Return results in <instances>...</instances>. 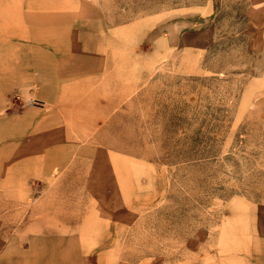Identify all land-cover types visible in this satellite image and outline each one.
<instances>
[{
  "label": "rangeland",
  "instance_id": "1",
  "mask_svg": "<svg viewBox=\"0 0 264 264\" xmlns=\"http://www.w3.org/2000/svg\"><path fill=\"white\" fill-rule=\"evenodd\" d=\"M0 264H264V0H0Z\"/></svg>",
  "mask_w": 264,
  "mask_h": 264
},
{
  "label": "crops",
  "instance_id": "2",
  "mask_svg": "<svg viewBox=\"0 0 264 264\" xmlns=\"http://www.w3.org/2000/svg\"><path fill=\"white\" fill-rule=\"evenodd\" d=\"M57 49H59V46H58ZM60 49H61V48H60ZM63 50H64V49H63ZM66 55H67V54H66ZM67 56H68V55H67ZM54 62H55V60H54ZM56 62H57V63H60V60L58 59V60H56ZM58 68H59V66H58ZM58 68H57V69H58ZM20 69H22V68L19 67V70H20ZM14 70L17 71V70H18L17 67H16ZM23 71H25V69H24ZM57 72H58V73H61L59 69H58ZM55 76H56V73H55L54 77H55ZM52 77H53V76H52ZM56 82L58 83L59 81L56 80ZM57 87H59V84L57 85ZM105 103H106V106H107V105H108V101L106 100ZM58 116H60V115L57 113V117H58ZM93 143H94V144H100V145H102V143H101L100 141H98L97 136L94 137V139H93ZM91 144H92V143H91ZM86 146L89 147L88 145H86ZM73 156H74V155H73ZM71 157H72V155H71ZM62 160H63V159H61V161H62ZM61 161H60V162H61ZM59 164H60V163H59L58 161L55 163V165H59ZM58 168H59V167H58ZM43 170H44V169H43ZM43 174H46V173H44V171H43Z\"/></svg>",
  "mask_w": 264,
  "mask_h": 264
}]
</instances>
